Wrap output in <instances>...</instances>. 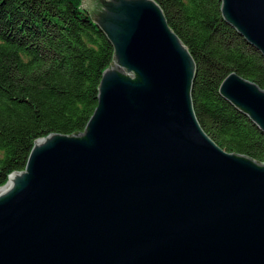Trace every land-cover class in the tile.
I'll list each match as a JSON object with an SVG mask.
<instances>
[{"label": "water", "instance_id": "1", "mask_svg": "<svg viewBox=\"0 0 264 264\" xmlns=\"http://www.w3.org/2000/svg\"><path fill=\"white\" fill-rule=\"evenodd\" d=\"M81 1L114 61L86 129L36 139L0 189V264H264V163L200 127L195 64L160 6ZM221 12L264 57V0ZM219 92L264 132V90L233 73Z\"/></svg>", "mask_w": 264, "mask_h": 264}, {"label": "trees", "instance_id": "2", "mask_svg": "<svg viewBox=\"0 0 264 264\" xmlns=\"http://www.w3.org/2000/svg\"><path fill=\"white\" fill-rule=\"evenodd\" d=\"M195 64L190 96L205 134L264 163V132L219 92L230 74L264 90V57L226 22L221 0H154ZM114 48L81 0H0V186L34 141L82 133Z\"/></svg>", "mask_w": 264, "mask_h": 264}, {"label": "bare ground", "instance_id": "3", "mask_svg": "<svg viewBox=\"0 0 264 264\" xmlns=\"http://www.w3.org/2000/svg\"><path fill=\"white\" fill-rule=\"evenodd\" d=\"M40 140H42V139H40ZM38 141H39V140H38ZM9 181H10V178H9L8 181H6L7 183H6L5 185H7V184L9 183ZM5 185H3L2 187H0V189H2Z\"/></svg>", "mask_w": 264, "mask_h": 264}, {"label": "rangeland", "instance_id": "4", "mask_svg": "<svg viewBox=\"0 0 264 264\" xmlns=\"http://www.w3.org/2000/svg\"><path fill=\"white\" fill-rule=\"evenodd\" d=\"M81 4H83V2L81 1ZM86 10V9H85ZM87 11V10H86ZM88 12V11H87Z\"/></svg>", "mask_w": 264, "mask_h": 264}]
</instances>
